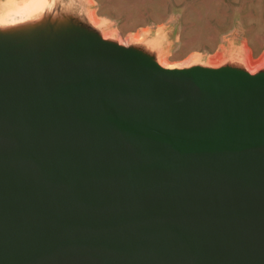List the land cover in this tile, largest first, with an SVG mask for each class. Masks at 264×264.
Returning a JSON list of instances; mask_svg holds the SVG:
<instances>
[{"label":"water","instance_id":"1","mask_svg":"<svg viewBox=\"0 0 264 264\" xmlns=\"http://www.w3.org/2000/svg\"><path fill=\"white\" fill-rule=\"evenodd\" d=\"M73 19L0 27V264H264V58L166 68Z\"/></svg>","mask_w":264,"mask_h":264},{"label":"rangeland","instance_id":"2","mask_svg":"<svg viewBox=\"0 0 264 264\" xmlns=\"http://www.w3.org/2000/svg\"><path fill=\"white\" fill-rule=\"evenodd\" d=\"M6 1L0 0V11ZM28 1L20 0L23 4ZM87 1L88 8L83 0H68V6L63 5L70 18L72 14L73 23L77 21L80 27L120 44L122 49L151 55L166 68L206 65L218 56H224L225 63L243 67L244 55L257 67L264 58V0ZM89 13H94L93 20ZM16 14L21 18L12 23L14 18L8 15L0 24L24 22L33 29L28 18L23 20L27 14L24 18L22 12ZM32 31V40L40 41L41 33Z\"/></svg>","mask_w":264,"mask_h":264},{"label":"bare ground","instance_id":"3","mask_svg":"<svg viewBox=\"0 0 264 264\" xmlns=\"http://www.w3.org/2000/svg\"><path fill=\"white\" fill-rule=\"evenodd\" d=\"M9 0L7 3L4 4L3 10H11L13 8V11L15 13L22 12L23 18L28 15L25 19H29L33 29L37 32H40L42 35V39L37 42V40H33L30 43L32 44V47L36 44H42L44 47V44H53V43H61L62 40L66 39L69 43H76L78 42L77 39L74 38V35L79 34L74 26H63V24H67V22L71 21V18L64 10H63V4L60 2V0H29L28 2L21 3L20 1L13 0L14 2H10ZM27 1V0H26ZM2 6V5H1ZM55 6V10H54ZM68 6V5H66ZM18 8V9H15ZM17 10V11H16ZM57 18H55V13ZM54 13V14H53ZM94 14V13H93ZM91 14V16H93ZM96 14V13H95ZM8 13H2L0 14V22L3 23L6 19V16H8ZM63 21V22H62ZM2 24H0V27ZM55 28V31L52 32V28ZM66 30L70 31L69 33H64ZM57 33L59 34H65L63 39L58 38L55 36ZM250 52V51H249ZM249 61V58H248Z\"/></svg>","mask_w":264,"mask_h":264},{"label":"crops","instance_id":"4","mask_svg":"<svg viewBox=\"0 0 264 264\" xmlns=\"http://www.w3.org/2000/svg\"><path fill=\"white\" fill-rule=\"evenodd\" d=\"M101 16H103L104 18H106L104 15H101ZM251 52V57L253 58V56H252V51H250ZM261 56H259V58H260Z\"/></svg>","mask_w":264,"mask_h":264}]
</instances>
